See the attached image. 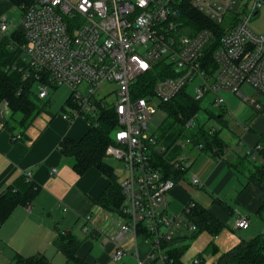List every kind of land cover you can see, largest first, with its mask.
I'll use <instances>...</instances> for the list:
<instances>
[{"label": "built area", "instance_id": "built-area-1", "mask_svg": "<svg viewBox=\"0 0 264 264\" xmlns=\"http://www.w3.org/2000/svg\"><path fill=\"white\" fill-rule=\"evenodd\" d=\"M22 9L16 29L23 42L11 38L14 31L9 32L6 16L0 20V39L9 36L10 46L22 52L23 64H8L5 70L19 69L24 80L34 79L41 100L59 86L70 87V100L61 112L69 121L80 117L94 126L104 109L117 114L106 154L125 161L127 176L121 182V220L110 236L113 259L122 260L134 250L136 264H177L173 250L185 246L198 229L189 218L196 201L189 200L180 212L168 209L177 180L156 164L155 154L169 157L173 170L184 173L188 155L170 157L172 150L190 145L204 151L205 146L188 135L167 147L149 131V122L183 90L201 101L215 95L216 107L226 102L223 92L230 91L264 110V30L251 27L264 11V0H32ZM192 9L213 24L192 21ZM245 84L257 94L244 95ZM11 113L9 101H0V118ZM196 117L187 121V128L199 126ZM22 137V132L13 134L14 139ZM227 148L217 152V159ZM262 150V143L249 145L246 155L262 162ZM25 174L32 180L31 172ZM192 182L205 184L195 175ZM85 219L83 230L96 231L92 216ZM249 226L247 214L234 219L236 229ZM194 262L200 264L202 258Z\"/></svg>", "mask_w": 264, "mask_h": 264}, {"label": "crops", "instance_id": "crops-1", "mask_svg": "<svg viewBox=\"0 0 264 264\" xmlns=\"http://www.w3.org/2000/svg\"><path fill=\"white\" fill-rule=\"evenodd\" d=\"M22 8L23 5L18 6L12 0H0V20L3 16L7 17L11 25L9 32L20 33L16 28L20 25ZM229 93L232 92H223L226 102L220 106V111H213L217 115L214 118L224 126H228L225 116L230 111L226 106V94ZM65 103L59 110H42L27 126L15 120L17 117H13L12 113L0 118L4 124L0 127V194L26 172H31L37 186L31 200L17 204L5 220H0V264H20V258L34 255H44L52 264V258L60 252L65 255L58 248L56 239L68 232L80 239L78 231H84L85 217L89 214L98 234L107 232L111 236L118 229L120 214L98 202L110 178L95 166L80 171L75 165V158L61 150L63 139H80L92 127L80 117L71 121L65 119L61 114ZM254 121L245 127L241 136L237 135L239 139L233 145H229L219 130L221 138L228 143V150L220 159L209 152L202 156L206 151L198 149L194 152L196 147L193 146L177 149L179 154L188 155V161L193 152L196 157L189 163V169L176 178L177 183L169 198L168 209L171 212L182 211L184 205L194 199L233 229L234 219L239 214L249 215L250 226L245 230L264 216L260 211L264 191L251 179V172L255 169L254 159L246 155L247 141L251 142L250 145L264 142V130H254ZM200 126L203 124H199L196 132ZM19 132L23 133V137L14 139L13 134ZM255 161L260 163L258 159ZM194 175L205 183L204 186L192 182ZM203 188H210L216 195L212 201L206 197L207 205L197 199ZM256 231L251 237L264 232V227Z\"/></svg>", "mask_w": 264, "mask_h": 264}, {"label": "trees", "instance_id": "trees-1", "mask_svg": "<svg viewBox=\"0 0 264 264\" xmlns=\"http://www.w3.org/2000/svg\"><path fill=\"white\" fill-rule=\"evenodd\" d=\"M32 0H12L18 6L26 5ZM189 18L202 25H211V21L197 11L191 10ZM205 19L202 21L201 19ZM11 38H17L19 42L25 39L20 33L11 35ZM9 36L0 39V101L7 99L10 103L13 117L20 115L17 120L21 125L27 126L32 123L34 118L42 111L47 110V106L51 100L39 99L35 87L34 79L24 80L23 72L17 70H5V66L15 62L23 64L21 59V49L17 46L12 48ZM211 59V54H209ZM57 88V87H56ZM69 98L66 103L69 102ZM66 103L62 110H66ZM166 112L165 126L158 132L159 139L171 147L179 138L191 136L195 143L203 142L204 151L216 156L218 151H222L228 143L221 138L219 130L211 132L210 128L200 126L198 132L189 134L186 123L193 116L197 115L201 109V100L196 99L190 92L183 90L173 100L167 102L162 107ZM210 117H217L213 112L208 111ZM98 125L91 127L88 132L80 139L65 138L61 142V150L67 156L75 158V165L80 171L95 166L99 168L110 178V183L98 202L108 210L121 212L124 201L121 182L114 167L106 160V149L113 141L112 130L118 125V117L111 108L104 109L98 119ZM262 143L264 146V142ZM217 151L214 152V148ZM180 149V148H179ZM177 149H173L169 154L170 157L176 155ZM221 153V152H220ZM264 155V150H262ZM169 157L164 158L162 154H155L157 165H161L166 170V175L177 178L182 172L173 170L168 161ZM255 169L251 172V179L264 191V160L260 163L253 160ZM37 186L33 180H28L26 174H23L18 180L12 183L2 194H0V220H5L13 208L23 202L32 199L36 193ZM190 220L197 224L198 229L192 234L193 237L198 236L202 231H208L212 235L217 236L224 228L225 223L216 216L211 210L202 206L198 202L192 207ZM261 212L264 213V201L261 206ZM98 234L93 231L92 234ZM80 239L71 233H62L56 239L58 248L64 252L67 257V264H90L86 259L78 255L81 246ZM213 244V245H212ZM209 248L214 253L218 252V247L212 242ZM212 245V246H211ZM187 249V245L179 246L173 250V254L177 259V264H185L182 255ZM200 258H202L200 256ZM20 264H50L46 256H30L25 259L20 258ZM204 259L202 258V263ZM213 264H264V232H261L250 239H241L229 250L222 252Z\"/></svg>", "mask_w": 264, "mask_h": 264}, {"label": "rangeland", "instance_id": "rangeland-1", "mask_svg": "<svg viewBox=\"0 0 264 264\" xmlns=\"http://www.w3.org/2000/svg\"><path fill=\"white\" fill-rule=\"evenodd\" d=\"M15 9L19 12V9L17 7ZM263 15L264 11H262L261 15L258 17L260 19H257L256 21H254L253 19L251 22V27L257 31L264 30V19L262 18ZM241 92L244 95L249 96H255L257 94V90L249 84L243 85L241 87ZM70 94L71 88L67 85L59 86L57 89L51 91V94L49 96L51 103L47 106V109L59 110L64 101H67V98L68 96H70ZM226 95L228 96L226 106L230 110L225 116V119L228 122V126H224L216 118L209 116L208 111H215L216 113H218L221 109L220 106H214L213 99L215 95L213 94H208L205 98L202 99L201 109L196 117V123L203 124L209 128L215 127L219 129L221 132V136L227 140L229 145H233L238 141V136H241L243 134V131H245V127L249 126L253 119H255L253 124V126L255 125L253 127L254 130L258 131V129L260 128L264 130V110L258 111L251 105V103L245 101L244 96H241L239 94L229 93ZM16 117L17 119H19L20 115L18 114L16 115ZM165 118L166 112L163 111V109L158 110V112L149 122V131L155 133L160 132L161 129L165 126ZM197 127L198 125H194L190 129H188L187 132L189 134L194 133ZM248 140L250 139L248 138ZM247 142L250 145L251 142ZM187 146L189 147L190 145ZM197 151L198 149L196 148L194 152ZM194 152L193 156L195 155ZM207 153L208 152H203L202 156H204V154L206 155ZM193 156L191 157L190 161H187L188 164L194 161L196 156ZM107 161L114 167L119 181L122 182L127 176L125 161L115 156L109 155H107ZM199 164L200 159L196 163V169ZM201 190L202 191L197 199L205 205L209 203L206 197L209 199V201H212L214 196L216 197V195L210 188H203ZM180 210H178L177 212H179ZM261 226L264 227V216L261 217V219H259L256 224H252V226L248 230H237L236 228L233 229L228 224L224 226V228L217 236L212 235L208 231H202L196 237L190 236L187 239V249L183 253L182 259L185 264H195L194 259L201 256L204 259V264H213L218 256L222 252L227 251L232 246H234L238 239H249L253 233L257 232V228ZM78 233L80 241H82L78 251V255L86 259L90 264H136L134 256L132 254L134 250H130L128 253H126L122 260L116 261L113 259L112 255L115 251V246L111 242L110 236L107 232L105 233L106 235L102 233L97 235L94 233H85L82 230L78 231ZM140 242L142 243V239H140ZM212 242L216 244L214 246L218 247L217 253H214L212 251L213 249L209 248ZM52 264H67L66 255H63L60 252L59 255L52 258Z\"/></svg>", "mask_w": 264, "mask_h": 264}]
</instances>
